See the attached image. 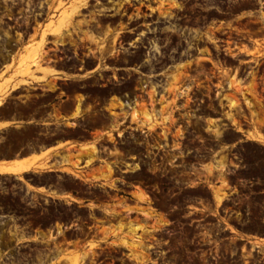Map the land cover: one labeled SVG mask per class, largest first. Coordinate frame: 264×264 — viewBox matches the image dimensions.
Masks as SVG:
<instances>
[{"label": "flooded vegetation", "instance_id": "af4514ba", "mask_svg": "<svg viewBox=\"0 0 264 264\" xmlns=\"http://www.w3.org/2000/svg\"><path fill=\"white\" fill-rule=\"evenodd\" d=\"M28 52L35 57L24 74L20 63ZM8 72L23 81L4 107L29 113V141L93 139L94 160L111 167L98 179L110 170L117 186L82 182L96 189L87 193L51 183L57 174L29 175L39 181L22 188L39 200L0 199V264H53L74 245L101 255L106 246L88 241L117 216L115 208L51 193L69 188L106 198L129 192L134 184L117 174L136 168L121 169L114 144L123 145L126 163L138 169L155 157L176 159L182 149L194 153V144L204 142L196 128L213 135L209 119H216L223 138L218 144L208 137L206 153L217 145L264 150V121L250 114H264V0H0V74ZM249 80L256 85L252 97ZM233 90L235 100H228ZM228 132L235 142H227ZM239 154L226 157H246ZM59 204L81 213L69 216ZM94 263L117 264L106 255Z\"/></svg>", "mask_w": 264, "mask_h": 264}, {"label": "rangeland", "instance_id": "374dc122", "mask_svg": "<svg viewBox=\"0 0 264 264\" xmlns=\"http://www.w3.org/2000/svg\"><path fill=\"white\" fill-rule=\"evenodd\" d=\"M34 57L35 53L31 52L22 57L21 72L28 73L29 61ZM228 80L232 87L239 86L240 82L235 78ZM246 89L252 93L250 97L254 96L256 85L253 80H249ZM5 90L0 87V91ZM233 92L230 91L228 100H235ZM250 114L253 120L264 121L263 113L252 111ZM209 122L212 129L208 131L213 135L196 128V139L204 142L194 144V153L182 149L176 159L173 155H167L163 160L155 157L147 168L129 166L126 163L129 160L121 153L123 145L114 144L112 150L120 156L121 169L136 168L135 172L119 171L117 175L134 184L136 192L132 194L136 199H140L137 190L144 191L147 207L138 203L129 205V199L121 196L129 194L128 191L110 192L112 196L108 198L116 203L117 216L107 217L108 223L118 221L121 227H128L127 232L117 241L99 243L100 247L106 246L99 250L100 256L94 250L81 253L74 245L66 257L54 260L53 264H95L94 261L104 255L117 264H264V244L254 241L264 236V192H260L264 191V150L253 144L246 145L243 150L217 145L215 150L206 153L207 138L216 137L220 144L224 134L219 125L221 121L209 119ZM257 130L262 128L257 127ZM253 134L251 132L249 136ZM227 135L230 136L227 142L236 141V135L230 132ZM14 138L17 140L18 136ZM258 138L262 139L261 136ZM93 149H96L95 145ZM227 152L236 155L242 152L246 157L227 158ZM107 168L111 169L109 164L105 165V170ZM104 178L107 184L117 186V180L112 179L111 173ZM38 181L22 176L21 180L0 176V199L39 200L37 196L30 197L22 188V183ZM60 181L67 186H76L82 192L96 191L82 182L74 184L75 181L68 176H63ZM123 183V186L129 185ZM219 196L222 199L219 200ZM57 207L65 208L69 216L81 213L71 206L59 204ZM151 210L152 214L145 213ZM126 241L129 246L124 244ZM121 245L126 248H121Z\"/></svg>", "mask_w": 264, "mask_h": 264}, {"label": "crops", "instance_id": "0c3cea01", "mask_svg": "<svg viewBox=\"0 0 264 264\" xmlns=\"http://www.w3.org/2000/svg\"><path fill=\"white\" fill-rule=\"evenodd\" d=\"M21 81L23 78L17 77L13 72L0 74V87L2 89L7 88L5 92L0 91V176L28 178L29 175L57 174V180L51 181V183H60L59 177L63 176H69L77 182H104V179L98 178L102 176L105 164L94 160L96 153L93 149L95 145L93 139L64 138L54 143L29 141V134L27 133L29 130L28 122L31 120L29 113L7 110L3 103L7 95H10L14 87ZM15 135H21L23 138L17 141L12 140ZM108 174L106 173L104 176ZM132 192H136V187L131 188L129 194L121 196L129 199V205L134 206L138 203L142 207H147L146 199H136ZM51 194L65 201H77L79 204H87L88 206L97 203L101 207L115 208L116 204L108 197L101 198L83 193L75 194L69 188H60ZM135 225L136 223H134ZM127 229V226L121 227L118 221L112 224L102 223L99 226L98 238L90 240L88 243L90 245L103 241H117L123 237ZM104 230L106 231V240L103 237ZM254 241L264 244V236L257 237Z\"/></svg>", "mask_w": 264, "mask_h": 264}, {"label": "bare ground", "instance_id": "6f19581e", "mask_svg": "<svg viewBox=\"0 0 264 264\" xmlns=\"http://www.w3.org/2000/svg\"><path fill=\"white\" fill-rule=\"evenodd\" d=\"M23 60H26V59H23ZM26 61H27V60H26ZM24 63H25V62H24ZM146 119L148 120V119H149V116H148V118H146ZM67 169H68V168H67ZM105 175H106V174H105ZM137 191H138L137 194H138V196L140 197V199L145 200L147 196L145 195V193H143L144 191L142 192V190H140V189L137 190ZM218 198H219V200L222 199V197H220V196H219ZM151 212H152V210L149 211V213H151ZM147 213H148V211H147ZM151 214H152V213H151ZM136 229H137V228H136ZM126 242H127V241H126ZM124 244H126V245L129 246L128 242H127V243L124 242Z\"/></svg>", "mask_w": 264, "mask_h": 264}]
</instances>
